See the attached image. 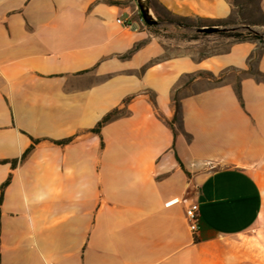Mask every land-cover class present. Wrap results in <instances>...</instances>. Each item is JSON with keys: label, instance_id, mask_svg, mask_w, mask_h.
<instances>
[{"label": "crops", "instance_id": "0c3cea01", "mask_svg": "<svg viewBox=\"0 0 264 264\" xmlns=\"http://www.w3.org/2000/svg\"><path fill=\"white\" fill-rule=\"evenodd\" d=\"M150 4L232 14L230 0ZM257 47L168 54L136 0H0V264H264V80L243 73L240 100L197 75L171 127L185 76L247 70ZM252 64L264 73V48ZM207 162L227 165H193Z\"/></svg>", "mask_w": 264, "mask_h": 264}, {"label": "rangeland", "instance_id": "374dc122", "mask_svg": "<svg viewBox=\"0 0 264 264\" xmlns=\"http://www.w3.org/2000/svg\"><path fill=\"white\" fill-rule=\"evenodd\" d=\"M259 1L260 0H230L233 12V14H231L232 19L236 21V23L231 26L250 25L255 30L264 32V13L260 11ZM153 13L158 19L164 21V23L153 27L152 30L155 33L161 35L168 54H191L195 59H201L210 55L226 52L230 48L231 44L235 42L233 38L225 37L218 33L196 35V31L192 28L176 29L174 24L167 21L168 18L171 17L169 12L158 8V11ZM190 20L196 23L198 22L197 18ZM164 27L168 29L165 33H161L162 28ZM261 45L264 46V43L259 44L258 42V47ZM242 75L243 72L237 73V70L235 69L226 68L216 75L217 78L215 80L211 79L210 84L217 85L219 83L233 81L234 84L237 85ZM198 76L208 78V74L206 73H200ZM191 80L192 78L185 76L181 81L182 87H178L175 90L174 95H178L179 90L187 87ZM204 85L205 84L194 86V89H199V87H203ZM173 126L177 132L182 131L180 118ZM193 165L195 168L198 167L204 171H212L227 164L219 162H207L203 164L195 163ZM257 167L258 166L255 165L254 169L257 170ZM259 171L263 172L264 166L260 168Z\"/></svg>", "mask_w": 264, "mask_h": 264}, {"label": "trees", "instance_id": "16d2710c", "mask_svg": "<svg viewBox=\"0 0 264 264\" xmlns=\"http://www.w3.org/2000/svg\"><path fill=\"white\" fill-rule=\"evenodd\" d=\"M233 14V12H232ZM171 15V14H170ZM141 16V13H140ZM142 17V16H141ZM198 22H194L188 18L185 17H175L173 15H171V17L168 18V22L174 24L176 29H180V28H193V27H199V26H206V25H220V26H231L234 25L236 23L235 20L232 19V15L230 18L228 19H220V20H212V19H197ZM148 27L153 28L156 27V25H148L147 23H145ZM168 28H162V32L161 33H165L167 31ZM218 34L225 36V37H231L233 38L235 41H246V40H254V41H258L259 44H263L264 43V36H262L260 33L255 32L253 30H249V29H236V30H222L217 32ZM196 35H200V34H206V33H200V32H195ZM139 44H136L135 46H133L130 50H128L125 53V57L130 56L137 48H138ZM264 48L263 45L257 47L255 49V51L253 52V54L251 55V57H249L248 59V63H249V68L247 70H240L243 73H252L256 76H258V78H261L264 80V73L253 69V60L258 56V52ZM231 69H235L236 68H231ZM200 73H206L208 74V78L215 80L217 78V76L210 70H199L193 74L187 75L190 78H194L197 75H199ZM235 90L237 92V95L239 97V99L241 100V94H240V85L239 83H237V85H235ZM128 100V99H127ZM126 100V101H127ZM173 101H174V105H175V116L173 118L172 123H174L175 121H177L179 118L181 119V105H180V101L179 98L177 97V95H173ZM124 109H118L115 108L111 111H109L107 114H105L96 124V126L93 128V131L95 132H99L100 128L103 124L107 123L108 121L112 120L113 118L117 117L118 115H120L121 113H123ZM171 123V127L174 130V126ZM69 140L64 139V141ZM32 148L29 147L25 153L23 154V158L27 155V153L30 151V149ZM17 160H13L12 163L15 164ZM10 177H8V179L2 184V192L4 187L6 186V184L9 182ZM2 200V194L0 197V202Z\"/></svg>", "mask_w": 264, "mask_h": 264}, {"label": "water", "instance_id": "95a60500", "mask_svg": "<svg viewBox=\"0 0 264 264\" xmlns=\"http://www.w3.org/2000/svg\"><path fill=\"white\" fill-rule=\"evenodd\" d=\"M139 11L141 13L142 19L148 25H160L164 23V21L158 19L151 8L150 0H136ZM196 32L206 33V34H213L217 33L222 30H236V29H249L255 32L260 33L264 36V32H260L252 28L250 25H238V26H220V25H206V26H199L193 27Z\"/></svg>", "mask_w": 264, "mask_h": 264}, {"label": "built area", "instance_id": "2783aa9c", "mask_svg": "<svg viewBox=\"0 0 264 264\" xmlns=\"http://www.w3.org/2000/svg\"><path fill=\"white\" fill-rule=\"evenodd\" d=\"M121 22L120 19H118ZM186 218L188 220V225L190 230L194 233L198 230L199 223H198V216H199V207L196 201H191L187 203L185 208Z\"/></svg>", "mask_w": 264, "mask_h": 264}]
</instances>
